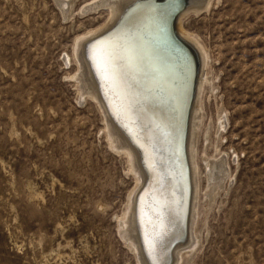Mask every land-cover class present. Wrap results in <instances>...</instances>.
<instances>
[{"label":"rangeland","instance_id":"obj_1","mask_svg":"<svg viewBox=\"0 0 264 264\" xmlns=\"http://www.w3.org/2000/svg\"><path fill=\"white\" fill-rule=\"evenodd\" d=\"M92 1L0 0V264L140 263L121 225L137 177L78 77L77 44L109 20ZM209 5L182 22L213 66L177 264H264V0ZM202 154L228 174L211 198Z\"/></svg>","mask_w":264,"mask_h":264},{"label":"bare ground","instance_id":"obj_2","mask_svg":"<svg viewBox=\"0 0 264 264\" xmlns=\"http://www.w3.org/2000/svg\"><path fill=\"white\" fill-rule=\"evenodd\" d=\"M209 2L189 0L182 12L178 5L166 9L153 0H95L83 8L109 12L108 22L77 44L78 77L86 93L99 104L114 147L130 159L137 177L121 225L139 264H168L171 246L184 233L188 180L181 135L198 62L185 145L191 188L189 226L184 243L173 249L172 264L188 255L196 244L191 233L198 189L194 147L204 126L203 115L199 114L203 109L197 102L203 77L208 84L213 65L209 71L204 70V45L196 42L182 22L190 11L197 15L207 12ZM171 16L176 19L171 32L181 48L170 39ZM221 119H217V131L225 126ZM202 158L207 181L204 196L211 198L228 174L221 161L209 160L205 154Z\"/></svg>","mask_w":264,"mask_h":264},{"label":"water","instance_id":"obj_3","mask_svg":"<svg viewBox=\"0 0 264 264\" xmlns=\"http://www.w3.org/2000/svg\"><path fill=\"white\" fill-rule=\"evenodd\" d=\"M153 1H157L160 3V5H163L165 7H167L166 9H171V8H174L175 6H180L184 11L186 9V7L188 6V2L189 0H153ZM180 12V13H181ZM175 16V15H174ZM174 16H171L170 18V25H169V33H170V39L172 41H174V45H176L177 47L181 48L179 43H177L176 41L180 42L178 39H176L173 35H172V32H171V27H172V23L173 21H175V17ZM123 19V17H121ZM174 18V19H173ZM177 18V17H176ZM183 50V49H182ZM188 54V53H187ZM189 55V54H188ZM198 68H199V64L198 62L195 64V68H194V75H193V79H192V84H191V91L190 92H193V86H194V83H195V78L198 76ZM191 97H192V93H191V96H190V100L188 102V104L186 105L187 106V109H186V113H185V128H184V131L182 132V137H181V143H182V152L184 154V159H185V167H186V175H187V180H188V188H187V191L190 189V179H189V168H188V164L186 162V155H185V130L187 128V116L189 114V109H190V103H191ZM148 181V179L146 180V182ZM178 244H180V242H178Z\"/></svg>","mask_w":264,"mask_h":264}]
</instances>
